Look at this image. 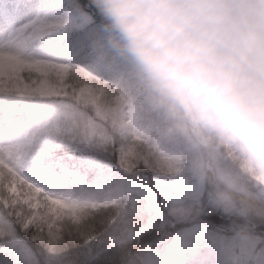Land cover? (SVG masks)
I'll return each instance as SVG.
<instances>
[{
	"label": "snow or ice",
	"instance_id": "6c2138e0",
	"mask_svg": "<svg viewBox=\"0 0 264 264\" xmlns=\"http://www.w3.org/2000/svg\"><path fill=\"white\" fill-rule=\"evenodd\" d=\"M103 23L94 0H0V264H156L124 208L154 197L145 170L177 169L138 130Z\"/></svg>",
	"mask_w": 264,
	"mask_h": 264
},
{
	"label": "clouds",
	"instance_id": "9594fccd",
	"mask_svg": "<svg viewBox=\"0 0 264 264\" xmlns=\"http://www.w3.org/2000/svg\"><path fill=\"white\" fill-rule=\"evenodd\" d=\"M94 3L132 118L182 144L215 207L244 221L229 264H264V0Z\"/></svg>",
	"mask_w": 264,
	"mask_h": 264
},
{
	"label": "trees",
	"instance_id": "16d2710c",
	"mask_svg": "<svg viewBox=\"0 0 264 264\" xmlns=\"http://www.w3.org/2000/svg\"><path fill=\"white\" fill-rule=\"evenodd\" d=\"M177 144L184 153L183 166L188 167L190 159L186 156L183 145L178 142ZM145 173L146 176L136 182L146 187L154 185V197L150 200L132 199L124 208L126 218L137 233L135 242L139 248L148 250L156 264H165V259L170 256L173 246L179 242L178 238L187 233L186 236H182L183 257L181 259L178 257L181 264H229L227 248L244 221L217 209L210 196L209 187L203 182L198 199L174 201L162 192L154 172L145 170ZM174 206H189L195 209V213L186 220L172 217L169 212ZM85 222L84 218L71 221L64 217L57 222V228L62 229L69 223ZM254 232L257 236L264 237V223L257 222ZM159 246L164 247L166 255L163 256L161 252L154 255ZM261 248H264V245H261Z\"/></svg>",
	"mask_w": 264,
	"mask_h": 264
},
{
	"label": "rangeland",
	"instance_id": "374dc122",
	"mask_svg": "<svg viewBox=\"0 0 264 264\" xmlns=\"http://www.w3.org/2000/svg\"><path fill=\"white\" fill-rule=\"evenodd\" d=\"M138 130L145 138L148 146L153 148L158 155L168 158L177 169V171L171 175L154 172L156 181L160 185L165 196L174 201L198 199L202 182L193 171L191 162L188 167L183 166L185 161L183 160L184 153L180 150L179 144L174 140L166 138L158 129L146 132L143 128L138 127ZM186 234L187 233L182 236H186ZM182 236L178 238L179 242L173 246L170 256L165 259V264H181L178 257L180 259L183 257L184 243L182 242ZM159 252H161L163 256L166 255L164 247L162 246H159L154 252V255H158Z\"/></svg>",
	"mask_w": 264,
	"mask_h": 264
}]
</instances>
